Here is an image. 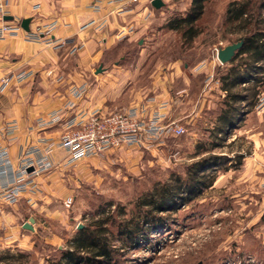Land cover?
Listing matches in <instances>:
<instances>
[{
    "label": "rangeland",
    "instance_id": "obj_1",
    "mask_svg": "<svg viewBox=\"0 0 264 264\" xmlns=\"http://www.w3.org/2000/svg\"><path fill=\"white\" fill-rule=\"evenodd\" d=\"M152 1L135 9L148 21L145 34L115 42L106 52L93 47L84 57L76 56L81 48L71 37L74 44L58 48L68 47L69 51L55 54V61L48 58V65L38 71L34 87L27 94L29 97L35 94L40 105L52 108L50 112L59 111L64 110L66 104L60 109L56 104L67 97L71 99V88L87 82L88 94L85 91L80 99L74 100L73 109L62 111L64 123L75 114L89 111L88 106L101 107L107 115L118 114L140 106L136 102L167 93L166 102L170 106L167 115L184 128V134L163 139L152 150V162L148 158L151 151L133 147L112 151L103 158H92L96 159L93 164L83 159L75 166L63 165L61 172L66 181H61L59 186L62 194L57 193L56 199L44 203L46 207H53L48 213L36 214L26 207L25 197L8 207L20 216H15L12 227L7 229L27 238L22 239L24 244L20 247H15L14 242L7 245L14 238L5 242L0 231V264H57L60 253L69 248L68 241L78 228L100 218L110 219L107 227L119 264H264V75L257 77L259 94L254 106L243 108L244 114L236 128L231 129L226 138L222 135V141L217 134L212 135L225 97L219 79L231 63L220 64L216 53L244 36V22L239 25L226 21L227 6L240 0H208L202 17L195 24L199 34L190 42L183 41L181 33L165 26L173 18L184 16L191 0H162L164 6L160 9L153 8ZM248 1L251 12L247 29L264 30V0ZM92 11L95 12L93 8ZM109 18L105 15L101 18L104 29L109 27ZM89 21L79 24L80 32L90 30L97 35L102 31L94 27L85 29ZM52 23L55 30L56 20L45 25ZM124 31L117 33L118 38ZM245 58L237 59L236 63L248 60ZM259 65L263 67L264 62ZM25 74L28 77L23 82L32 77L30 73ZM77 106L80 110L75 112ZM7 107L2 105L3 110ZM36 126L37 121L34 125L39 134L36 139L44 137ZM59 126L60 137L64 126ZM6 129H0V140L9 142L17 131L13 136H6ZM213 142L219 145L212 148ZM165 144L169 148L164 149ZM57 151L60 150L54 153V164ZM211 155L226 159L208 173L214 176V184L180 210L160 215L166 219L165 229L144 224L140 226L141 234L132 240L119 237V225L134 227L139 214L147 210L139 209L138 205L155 185L167 182L174 173L183 176L188 165ZM106 158L110 162H106ZM156 158L158 162L154 163ZM71 178L72 184L69 183ZM68 197L72 205L66 209L64 200ZM101 210L105 211L104 217L98 215ZM30 218L35 221L34 230L37 226L35 234L19 227L22 222L29 223Z\"/></svg>",
    "mask_w": 264,
    "mask_h": 264
},
{
    "label": "crops",
    "instance_id": "obj_2",
    "mask_svg": "<svg viewBox=\"0 0 264 264\" xmlns=\"http://www.w3.org/2000/svg\"><path fill=\"white\" fill-rule=\"evenodd\" d=\"M93 1L94 0H8L11 17L20 20V22L23 19L31 20L29 24L30 33L40 24L45 25L56 20L58 25L55 30L52 31L51 39L54 41L73 37L76 44L80 45L81 48L76 56L81 55V57H84L85 55H88V51L93 47L106 52L115 44V42H124L127 39L129 41L130 39H133L134 37L136 38L140 34H145V32H147L148 27L146 25L148 21H144L141 14L136 13L138 11H135L137 7L133 9L134 11L132 10L127 13H122L119 16L111 15L109 18V27L102 30L100 33H97V35L90 30L80 32V23L87 22L91 19H100L107 13L106 11H101L99 13L93 12L91 8ZM35 6H38V9L35 10ZM140 22H143V24L141 25ZM127 26H133V31L124 38H118L117 33L123 29L125 30ZM142 28L143 30L141 31L140 29ZM25 33L26 32L23 30H20L16 32L15 35L0 40V80L9 73L19 71L30 73L32 75V77L25 82L18 85H9L5 91L0 93V129L2 130L11 125H15L17 128V133L14 135V139L9 142L2 141L1 139V143H5L4 145L7 147L9 155L14 162H16L17 157L25 146L35 143L36 137L39 135L37 134L38 131L34 129L35 122L40 117H43L52 111V108H50V110L48 109V106L44 104L40 105L39 98L35 96V94H31L32 97H29L27 91L31 87H34L35 81L33 80L36 78L38 71L44 70L48 65V58H54L55 61V54L67 53L69 51L68 47L54 51L50 48L52 45L48 44L45 39H42L41 37L37 40L32 39L31 36ZM140 37H142V35ZM94 39H96V42ZM93 55L92 52V56ZM80 84H86V87L89 86L87 82H81L77 85ZM87 91L89 90H86V95L88 94ZM69 100L71 99L67 97L63 102L56 104V106L60 109L65 104H68ZM168 100L167 93H164V96L159 95L156 97H148V100H145L144 102H136V105L147 106L149 112L156 110L171 119L169 114L167 115V111L170 107L166 102ZM3 104L8 106L6 110L2 109ZM92 107L93 106H88L86 108L87 110L98 109L102 113L104 111L101 107ZM79 110V106L74 109L75 112ZM30 129H32V131H30ZM59 129L61 130L60 126H55L41 132L40 135L55 142L60 134ZM166 143H169V141ZM164 146H166V144ZM167 148H169L168 145L164 149ZM149 153L148 158L150 162H152V155H154V153L153 151ZM65 156L66 153H64V151L60 150V152H56L55 161L57 162L55 169L42 175L43 177H40L41 180L39 178L41 193L38 196L26 198L25 201L28 204H26V207H30V209L35 211L36 214H42L43 212L48 213L49 208L53 207H46L44 203L56 199L57 193L62 194L61 190L63 189L59 188V186L61 181L63 183L66 181L65 178L62 177L63 173L61 172L63 168L62 159ZM87 160H89V163H96V159L90 158ZM105 161L110 162L107 158ZM157 162L158 159L156 158V162L154 163ZM62 179H64V181ZM67 181H69V179ZM72 182L73 180L71 178L69 183L72 184ZM75 183L76 182L74 181V184ZM65 193L66 192H64L63 195H65ZM40 201L42 203H39ZM15 216H20V213L16 212L13 208H6L4 213L0 216V231L5 236V242L14 238V240L9 241L7 245L14 242L17 243L15 247H20L24 244V238L26 239L27 237L24 236V234H20V232H14V230L10 232L7 229L12 227L11 222L14 220ZM23 224L24 222L19 226L20 229H22ZM1 226L5 228L2 229ZM36 227L37 226L35 225L34 234L37 232ZM16 234L17 237H15Z\"/></svg>",
    "mask_w": 264,
    "mask_h": 264
},
{
    "label": "built area",
    "instance_id": "obj_3",
    "mask_svg": "<svg viewBox=\"0 0 264 264\" xmlns=\"http://www.w3.org/2000/svg\"><path fill=\"white\" fill-rule=\"evenodd\" d=\"M144 1L94 0L91 7L98 13L106 11L105 16L107 17L119 16L132 11L138 5H147L151 0ZM5 17H11L9 2L0 0V40L22 31L20 20L13 17L12 20H4ZM53 26L54 23L37 26L33 32L29 31L25 34L36 40L41 37L56 49L74 44V40L71 38L53 41L51 39ZM103 26L104 22L100 18L89 21L84 28L94 27L100 31L104 29ZM132 31L133 26H128L124 33H120V36L125 37ZM27 77L25 72H19L16 75L10 74L1 80L0 92L9 85L22 83ZM86 89V84L72 87L70 90L71 100L68 101L64 110L73 109L75 107L74 100L80 99ZM64 110L50 112L46 117L37 120L36 127L41 131L62 124L64 133L60 135L59 139L53 142L48 138L38 137L34 144H29L21 150L16 162L11 159L7 148L1 145L0 140V215L5 208L15 205L23 197H34L41 193L38 179L44 173L55 168L53 156L56 150L66 153L63 165L71 167L83 159L103 158L106 154L123 148L135 147L139 150L142 148L152 151L169 135L177 138L185 132L182 126L171 121L164 114L156 110L149 112L147 106H137L126 112L111 115L93 109L75 114L62 123V111ZM16 131L15 125L8 126L5 135L13 136ZM12 139L14 138L11 137L8 141ZM30 168L32 171L28 172ZM71 205V198L68 197L64 200L66 209Z\"/></svg>",
    "mask_w": 264,
    "mask_h": 264
},
{
    "label": "trees",
    "instance_id": "obj_4",
    "mask_svg": "<svg viewBox=\"0 0 264 264\" xmlns=\"http://www.w3.org/2000/svg\"><path fill=\"white\" fill-rule=\"evenodd\" d=\"M208 0H191L190 7L184 16L175 17L165 26L171 31L181 33L183 41L190 42L199 32L195 24L202 17L205 3ZM251 12V3L248 0L233 1L226 9V21L228 23L244 22L242 29L245 33L242 37V47L231 60L230 67L221 76L220 89L225 94L223 108L217 117L218 125L212 133L226 138L231 129H235L244 110L254 106L259 94L257 84L259 75H264V70L259 64L264 62V30L249 31L246 27L247 18ZM246 57L245 62L236 63V60ZM252 84L251 86H249ZM14 85V84H13ZM247 85V86H246ZM240 88L239 90H235ZM241 105H244L240 107ZM248 112V110H246ZM212 148H216L215 142ZM242 158V156L237 157ZM226 161L222 156H207L190 165L184 171V175L171 174L167 182L157 184L152 191L140 200L139 209L147 208L139 214L137 224L129 227L127 224L119 225L117 232L119 237L132 240L143 231L140 226L165 229L164 213H174L196 200L203 191L212 187L214 176L208 173L212 168ZM112 206V205H110ZM98 215L104 217L105 211ZM109 218H100L90 225L82 227L68 241L69 248L60 253L57 264H119L116 249L110 241L107 225ZM140 224V225H139Z\"/></svg>",
    "mask_w": 264,
    "mask_h": 264
},
{
    "label": "water",
    "instance_id": "obj_5",
    "mask_svg": "<svg viewBox=\"0 0 264 264\" xmlns=\"http://www.w3.org/2000/svg\"><path fill=\"white\" fill-rule=\"evenodd\" d=\"M151 6L155 9H160L161 7L164 6L162 0H153L151 2ZM4 20H12V17H5ZM30 19H23L21 22H20V27L23 31L25 32H29L30 29H29V24H30ZM242 44H243V41H239L235 44H231V45H228L222 49H219L216 53V58L217 60L219 61L220 64L224 65V64H228L229 62H231V60L234 58L236 52L242 47ZM98 72L100 70H97ZM32 169L30 168L28 170V172H31ZM29 223H25L23 224L22 228L24 230H27V231H30V232H33L34 231V228H33V224H34V219L33 218H30ZM82 228V226H80L78 228V230H80Z\"/></svg>",
    "mask_w": 264,
    "mask_h": 264
}]
</instances>
